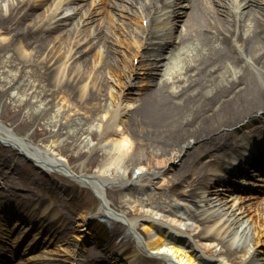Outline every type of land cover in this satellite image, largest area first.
<instances>
[{
    "label": "bare ground",
    "instance_id": "1",
    "mask_svg": "<svg viewBox=\"0 0 264 264\" xmlns=\"http://www.w3.org/2000/svg\"><path fill=\"white\" fill-rule=\"evenodd\" d=\"M123 1L127 2L126 12L134 14L132 18L135 21L132 20V22L135 23L147 17L154 7L153 0H103V6L105 9L108 6L118 7ZM213 1L221 7L217 8ZM176 3L174 0L170 2V5ZM36 5L27 0H0V32L3 31L8 35L5 42H0L2 57L6 56V52L14 43L20 48L31 49L36 56L44 53L50 42L58 36L68 39L73 35L75 24H79L80 21L71 23L70 27L62 29L52 25H38L44 11H33ZM92 15L93 12L89 11L87 18H92ZM175 16H183L181 18L183 28L173 37L167 36L166 32H160L157 35L150 31V28L146 31V26L152 27L154 23L151 18L147 21L146 26L139 24L140 34L133 31V28L127 30L122 41L126 43L125 56L130 57L131 62H128L125 56L118 58L113 55L114 49L109 48L107 43L110 39L109 29L107 26L96 23L93 39L96 44L103 46L104 53H99V50L96 53L100 54L99 69L104 71L105 75L96 77V71L95 74L89 75L84 70H78L79 64L88 66L90 58L93 57V54H89L81 48L73 53V55L78 54L79 60H73V69H68L64 77L58 75L62 72L65 73L64 66L56 67V71H54L53 68L47 66L46 62L35 64L37 86L40 90L52 88L53 92L50 91L49 94L55 95L56 92L63 94L67 101L74 100L81 110L85 108L90 114H96L101 109H106L107 82L110 80L117 82L120 86V94L117 96L116 93L111 94L109 97L112 98L111 104L117 101L120 102V105L116 109L109 110L110 113L107 112V115L105 113L106 119L100 129V134L103 136L99 138V142L102 143V140L106 141L116 131L114 129L115 114L123 111L126 106V103L123 102L126 100L130 88L128 78L132 76L138 63L141 69L146 70L149 66V57L153 56L154 69L160 68V65L163 64H160L159 57L162 56V51L168 48L169 41L171 39L175 41L177 38L180 41L183 36L187 37L192 45L187 48L190 52L181 51L185 54L181 57L183 62L180 71L175 72L173 69H169L171 64L169 62L164 78L155 80L152 86L145 85L143 87V91L137 98L136 106L129 110V114L127 113L125 119L122 120L121 131L124 134V144L121 142L109 144V152L106 155H110V159L113 160L109 161L113 164L112 167H116L123 158L121 145H125L126 150L135 149L137 152L135 155L137 157L128 159L127 164L142 163L146 165L147 169L153 167L155 171H160V166L164 162L174 161L177 158V162H175L177 167L171 171L167 182L173 188L179 181L185 180L186 183L183 188L172 191V209L165 211L175 215L179 213L180 218L184 215L200 225H204L206 222L219 223L223 219L215 229L220 233L219 239L215 237L214 233H206L210 228L201 229L194 236L218 239L225 247L222 250L223 253L231 260L238 257V252L242 250L240 258L233 261L236 264H264V247L261 246L264 244V204L257 202L253 212L255 216L248 219L243 216L241 210L237 211L231 204H226L227 200H224L219 193L212 192L214 188L207 187V191H204L205 194L195 191L204 182L202 180L210 159L193 166V169L188 168L189 162L196 163L199 155L206 153L207 150L210 151L211 148L215 151L213 162H221L219 156L223 152L218 150L223 147L230 148L228 141L231 135L230 127L246 123L243 128H247L246 125H250V122L257 116L264 122V112L257 115L260 109H264V0H188L185 9L176 13ZM61 20L63 21V19ZM137 36H140L139 41L135 39ZM138 47L141 48L140 51H138ZM135 56L139 58L136 65L132 61ZM16 68H20L19 62ZM99 69L98 72H100ZM125 71L126 74L123 76ZM107 73L115 76V79L109 78ZM146 80L147 78H145ZM87 81H89L88 84ZM44 95L43 92L40 99ZM121 104H123L122 107ZM54 125L55 123L52 124V126ZM261 126L251 127L248 132L259 136L260 132L257 129ZM62 129L63 127L59 126L54 130V134L56 135ZM43 130L47 129L43 128ZM48 130L53 131L50 128ZM81 131H87L91 135L95 134L88 127L76 126L71 133L67 134V137ZM0 139L18 144L10 136L0 134ZM35 153L34 151L29 152L36 163L50 169H64L65 161L60 162L54 156H40ZM126 170L127 173L124 175L115 171L112 180H122L131 176V170L127 165ZM79 172L81 173V171ZM252 174L257 175L258 173ZM188 175L191 176L186 181ZM140 176L141 173L135 177ZM235 181L239 184L253 185V182L245 177H239ZM130 185L138 187L134 180ZM147 186L150 188L149 185ZM126 193L125 191L121 199L114 200L113 205L117 209H126L130 213L133 210L128 209L127 205L131 206L132 204H130V198L126 196ZM261 200H264V196H261ZM102 204L95 213L101 211ZM45 208H42V212L45 211ZM87 214L91 213L82 212L79 217V222L82 225L79 228L78 237L87 233L88 237L99 241L104 240L109 233L98 221H106V219L99 217L100 213L97 217L98 220L95 223H90L89 220H92ZM102 216L106 217L105 214ZM118 217L120 214L113 215L108 221L115 222ZM145 217L143 229L147 230L150 226L155 227L152 217L147 215ZM132 219L134 217H130V220ZM159 220L164 221L163 219ZM0 222H2L0 225H4L7 220L4 219ZM106 223L108 222L106 221ZM115 224L117 223L115 222ZM192 225H186L185 232L191 231L190 226ZM9 227L13 229L11 225ZM155 228L156 230L160 229V235L157 240L148 243L153 249L152 253H163L164 256L169 257L173 264H197L188 254L189 251L194 255V244H189L187 247L189 250L186 249V251L176 244L175 237L167 229L157 226ZM56 231L57 229L52 231V236ZM10 235L17 239L16 235ZM165 237L173 238L176 243L165 247ZM55 241L60 243L59 241H64V238L57 236ZM113 241V239L109 241L112 247ZM41 244L44 246L43 242H40ZM119 244L121 245H115L109 251L119 255L125 264H143L135 253L125 247V240L121 239ZM61 248H63V256L66 258V255L69 254L66 244L61 243ZM49 252L50 250H43L37 253H41L39 258L43 256L47 258V261L42 263L58 264L57 257ZM123 262L121 261V263Z\"/></svg>",
    "mask_w": 264,
    "mask_h": 264
},
{
    "label": "rangeland",
    "instance_id": "2",
    "mask_svg": "<svg viewBox=\"0 0 264 264\" xmlns=\"http://www.w3.org/2000/svg\"><path fill=\"white\" fill-rule=\"evenodd\" d=\"M27 1L35 3L42 2L41 4L36 5L33 9V11L36 12L44 11V15L40 19L38 25L44 24L49 26L50 24H55L59 26L58 29L70 27V23L75 21L74 19H68L66 21H59V19L63 17L65 18L73 13L75 15L74 18L83 15L81 18L83 19V22L77 25L74 34L69 36L68 39H62L60 36L55 38L50 42L48 48L41 55L34 56L31 49L20 48L16 43L9 48L5 54L6 56L2 57L3 55H0V89H2L0 91V134L6 135L7 137L10 136L18 143L9 145L7 142H2V139L0 140V180L4 179V182L6 183L16 181L23 186H27L28 184L25 181H22L15 176L21 174L31 175L33 173L40 176V169L36 170L35 167H33L31 160L28 159L29 157H32L29 152L34 151L36 152L35 154L38 153L40 156H54L60 162L65 161L64 169L58 170L48 168L46 171L44 170L48 176L41 171L42 179H39V181L42 184H46L47 182L50 183V180H52L54 183L59 184L60 188L63 186L66 187L67 190L64 191H71L72 193L76 192L75 198L79 200L74 199L73 207L68 205L70 204L69 201L67 199H62V197H58L57 200H54L60 205L63 213L77 221L78 215L82 211L90 212L91 214L89 216L90 219L92 218V223H95L98 220V214L101 213V216L99 217H104L108 223L103 220L100 224L103 226L106 225V228L110 231L117 233L116 236L119 235L122 237L131 249L138 251L137 256L140 257L139 253L143 254V256L147 258L144 264H172L168 256H163V254L153 256L150 253L153 249L150 248L148 243L157 240L160 235L156 232V226L158 228L167 229L175 239H178L176 244L183 247L184 250L187 249L189 244H194V255L189 253V251L188 254H190L197 264H236L232 261L238 260L240 258L239 255L242 254L243 251H239L238 257L235 259H228L222 251L225 247L218 240L220 233L215 231L218 224L221 223L223 219H221L219 223L206 222L204 225H200L195 220L187 218L186 216L180 218L178 216L179 213L175 215L165 211L166 209H172V191L175 189L177 191L185 185V181H179V183L173 188L167 182V178L170 176L169 174L173 171V168L177 167V165H175L177 158L174 161L170 160L164 162L160 166L161 170L154 173L155 170H153V167L147 169L145 164H127L128 159L137 157L135 156L137 152L135 149H132L131 151L126 150L125 145H121L123 158L120 164L116 165V167H112L113 164H111L110 161L113 159H110V155H106V153L109 152V144H113L114 142H121L124 144L123 141L125 142L123 139L124 134L121 131L122 120L125 119L127 113L129 114V110L136 106L138 101L137 98L143 91L145 85L143 81V70L139 66H137L132 72L130 84H128L130 88L126 100L123 102L126 103L124 110L115 114L116 122L114 124V129H116V131L106 141L102 140V143L99 142V138H102L103 136L100 134V129L103 125L102 123L106 119L107 112L110 113L109 110L112 108L116 109L120 105V102L117 101H115L114 104H111L112 98L109 97L111 94L114 95L116 93V96L120 94V86L117 82L111 80V82H107L106 109H101L96 114H90L85 108L84 110H81L74 100L69 99L67 101V98L63 94L57 92L55 95L49 94V92L52 91V88L49 90H40L37 86L38 79L35 64L42 61L46 62L47 66L53 68L54 71H56V67L60 68V66H64L65 73L62 72L61 74H58L64 77L66 76L68 69H73V60H79L78 54L73 55V53L75 50L81 48L87 53L93 54V57L90 58V64L88 66L82 64L78 65L77 63L78 70H84V72L89 75L95 74L96 71V77L99 75L104 76L105 72L99 69L100 54L97 55L96 53L99 50V53L103 54L104 49L101 44H96L93 39V31L95 30L96 23L107 26L109 29L108 35L110 36V39L107 41L109 48L114 49L113 55L115 57L122 58L126 53V43L123 42L122 39L125 37L129 28H133L137 32L139 31L138 22H132L129 15L121 9L122 7L113 8L110 16H108L106 12L105 15L102 16V12L98 13L101 6V0H71V2L68 0H55L52 5H50L52 0ZM89 4L92 11H96L97 14L93 16L94 21L87 20L84 22L86 17L84 14L86 11L85 6ZM215 6L217 8L221 7L217 3ZM168 13L169 8L166 6L154 14L155 26L157 28L166 26L163 22ZM54 15L56 16L54 17ZM144 22L145 19L141 24L145 25ZM174 22L175 21L172 22L173 26ZM7 37L8 35L5 32H0V42H5L8 39ZM187 51L190 52V50ZM125 58L128 59V62H131L130 57L125 56ZM132 60L136 65L138 59L134 57ZM18 62L20 68H16ZM182 62L183 60L180 59H177L174 62L173 68L175 71H180ZM151 67L152 64L148 69L149 71ZM121 68L123 69V66H121ZM98 69L100 72H98ZM125 74L126 71L123 73V76H125ZM107 75L110 76L109 78L115 79V76L113 77V75L109 73H107ZM88 83L89 81H87V84ZM53 88L56 87L53 86ZM43 92L45 95L40 99V95H42ZM122 106L123 104H121V107ZM263 110H259V112ZM258 122L259 120H253L250 124L255 125ZM53 123H55L54 126H52ZM59 126H62L63 129L55 135L54 130ZM76 126H82L83 128L88 127L90 128V131L95 132V134L91 135L87 131H81L80 133L72 134L71 137H67V134L71 133ZM243 127V123L230 127L231 135H234V137H231L230 135V138H233L234 140L236 139V147H239L240 145L237 135L242 132L240 130ZM43 128H46L47 130L44 131ZM49 128L53 129V131H49ZM206 156V154L200 155L196 162H198V160L205 161ZM92 158H94V160H91ZM88 161L90 162L88 163ZM189 164H193V162H189ZM126 165L129 166V169L131 170V176L122 180H112L114 179L115 171H118L123 175L127 173ZM168 166L169 168L167 169ZM78 171H81V173H78ZM140 173L141 176L136 178L135 176ZM67 174H74L76 176L84 175L86 178L78 177V179H76ZM133 180L138 187L135 188L131 185L129 186ZM32 182L34 186L39 184L38 180ZM147 185H149L150 188H148ZM50 186L53 190L52 192L56 191L55 189L59 190L54 187V185ZM125 191L127 192L126 196L130 198V204H132L131 206L127 205L128 209H132L134 213H132L133 211L128 213V210L126 209H117L115 208V205H113L114 200L121 199ZM201 191H203V187L197 189L198 193ZM94 192L102 194L105 202V204L101 205L102 209H100L101 211L98 213L95 212L98 211L101 199H99V201ZM58 194L61 195L59 192ZM225 198L228 200L227 204H231L233 208L237 209V211L241 210L244 217L251 219V217L255 216L253 214L255 204L252 200L247 201L241 196L235 194L232 196H227V194H225ZM70 208L77 212L74 214ZM108 212H111V214ZM102 214H105L106 216L111 215L112 217L113 215L120 214V217L115 221L118 225L115 224V222L108 221V218L102 216ZM146 215L152 217L155 224L154 228L150 226L147 230L143 229L145 226L143 220L146 219ZM161 215L165 216L163 217ZM130 217H134V219L130 220ZM159 219H163L164 221H160ZM189 224H193L190 226L191 231L185 232V226ZM201 229H208L206 233H214L216 234L215 237L218 239H206L205 237L194 236V234ZM75 230V233H77L76 226ZM75 238H78V235L73 234L66 243L68 249L67 253L69 252V254L66 255V258L63 256L64 251L61 246L59 247L56 244L49 246V253H52L57 257L58 264H74L70 254L76 245ZM165 239V247L174 243L168 237H165ZM89 244L91 243L87 244V248L89 247ZM261 246L264 247V244H261ZM187 250H189V248ZM92 252L93 254H97L95 249H93ZM101 256L102 252L97 254V257ZM34 257L35 256L30 255L23 256L21 259L12 260L9 264H43V261H47L45 256L42 258L37 256L36 261L34 262Z\"/></svg>",
    "mask_w": 264,
    "mask_h": 264
}]
</instances>
